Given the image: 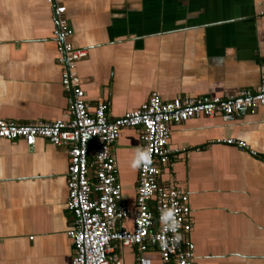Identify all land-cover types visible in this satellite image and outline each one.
Returning <instances> with one entry per match:
<instances>
[{"label": "crops", "instance_id": "0c3cea01", "mask_svg": "<svg viewBox=\"0 0 264 264\" xmlns=\"http://www.w3.org/2000/svg\"><path fill=\"white\" fill-rule=\"evenodd\" d=\"M87 102L116 117L151 92L163 99L254 90L264 75V0H64ZM46 0H0V119L71 118ZM243 140L247 149L223 142ZM139 129L112 151L130 211ZM176 150L161 172L189 192L193 264H264V105L241 115H199L170 126ZM68 145L0 138V264H72ZM117 227L133 228L132 216ZM112 264H137L138 245L111 244ZM144 255L160 264L156 249Z\"/></svg>", "mask_w": 264, "mask_h": 264}, {"label": "built area", "instance_id": "2783aa9c", "mask_svg": "<svg viewBox=\"0 0 264 264\" xmlns=\"http://www.w3.org/2000/svg\"><path fill=\"white\" fill-rule=\"evenodd\" d=\"M53 7L54 38L58 60L63 64L61 82L69 94L68 120H36L16 123L0 119V138H23L32 146L37 137L54 145H68V209L73 226L67 234L74 244L72 264H112L111 244L138 245L137 264H149L144 253L156 249L160 264H193L194 244L189 192L175 181H161V172L176 150L170 147V126L199 115H241L264 105V75L254 89L226 96L201 95L163 99L153 91L137 109L111 117L109 101L95 106L87 102L76 61L85 53L74 49L71 27L64 18V0H46ZM124 127L139 129L140 154L136 199L130 211L121 193L112 148ZM223 142L248 149L240 139ZM132 216L133 228L117 227Z\"/></svg>", "mask_w": 264, "mask_h": 264}]
</instances>
